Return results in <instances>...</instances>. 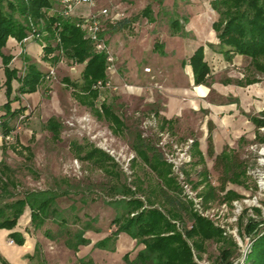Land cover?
<instances>
[{"label": "rangeland", "instance_id": "obj_1", "mask_svg": "<svg viewBox=\"0 0 264 264\" xmlns=\"http://www.w3.org/2000/svg\"><path fill=\"white\" fill-rule=\"evenodd\" d=\"M132 1L95 0L92 5L83 3L77 6L73 12V17L83 14L87 18L91 12H99L104 6L111 8L119 6V10L125 14L123 18L133 19L129 27L114 32L107 30L103 36L113 56V62L110 63L111 69L107 71L112 87L101 89L98 105L102 101L111 105L123 119L125 124L123 132L115 133L110 122L99 117L89 105L81 104L75 98L72 87L64 79L69 77L72 81L81 80L84 64H76L65 58L52 65L56 70V75L51 78L52 81H46L47 87H44L42 91L41 101L27 111L30 115L23 114L13 122L15 130L5 140L8 148L5 162L13 169L12 175L17 182V188L12 187L11 189L16 196L22 195L27 190L53 189L56 192H66L57 199L55 206L59 213L49 217L43 226L34 228L33 231L35 235L41 236L40 238L44 236V240L49 241L48 245L40 244V246L52 252L57 259L61 257L63 260H56L59 264H71L74 261L72 250L67 249L65 244L66 228L76 231L82 228L87 221H91L93 226L102 230L115 227L112 220L117 214V209L108 203L116 198L111 191L112 186L127 183L133 189L139 185L149 189L150 186L155 185V174L132 148L137 133H140L147 142L156 145L160 151H162L160 142L163 139L161 133L164 131L178 142L192 138L187 134H174L162 129L158 115H156L160 106L154 103L153 99L148 98L153 94L157 97V93L159 94L163 87V82L158 75L162 74V69L164 70L165 67L160 61H156V58L160 56L157 55L155 42L161 40L160 36L163 32H171V19L179 15V10L184 12L180 5L183 2L186 4V0H164L163 4L156 0H148L145 6L151 4L153 20L142 14L145 6L139 7L136 3L132 5ZM54 7L50 10L51 12L58 9V1ZM216 15L217 20L220 19L221 15L217 11ZM107 19L106 17L101 18L102 25L106 24ZM248 60L249 69L246 71H242L232 63L234 66L231 65L225 69H232L239 74L242 72L244 76L247 74L264 76V73L258 72L252 66L251 58L248 57ZM146 67L151 70L146 71ZM114 87L117 88L114 89ZM202 88L199 87L200 90ZM50 89L55 91L49 95ZM49 116L57 117L63 124L59 140H56L52 132L45 127ZM84 117L88 119L86 124L82 121ZM32 136L33 139H31ZM72 141H78L81 144L92 143L95 146L100 145L114 150L115 161L118 163L115 170L118 175L108 174L98 166L75 157L71 149ZM253 142L242 146L238 153L245 159L244 164L249 171L245 179L248 189L244 195L257 193L255 178L252 175L256 162L249 151V146ZM25 145H31L34 153L32 160L26 158L27 151L23 149ZM133 155L136 159L134 166L132 165ZM204 168L203 164H196L194 160L185 168V178L199 196L204 188V184H199L202 179L199 172H202ZM209 180L213 184L218 182L214 175L209 176ZM138 195L143 197L141 191H138ZM223 197L221 195L216 200L206 202L210 214L206 217L223 230L226 238L215 237L204 240L200 249L193 247L194 261L197 264H217L222 248L233 246L235 249L232 257L233 264H250L246 256L251 250L255 235L246 233L244 228L250 220H254L264 231V195L261 196L260 205L245 207L237 217L234 216L233 200H224ZM159 205L161 201L156 199V206ZM193 206L197 211L194 202ZM185 221L191 224L187 216ZM177 223L179 228L183 226L182 222L177 221ZM232 239L238 245L227 243ZM189 242L191 244V241ZM17 245L21 244L16 242L15 246ZM130 245V248L120 249L119 252L123 254L128 250L130 259H134L144 245L138 243ZM38 257L39 264H46L43 260L44 255ZM111 264L122 263L116 255L115 259L111 260Z\"/></svg>", "mask_w": 264, "mask_h": 264}, {"label": "trees", "instance_id": "obj_2", "mask_svg": "<svg viewBox=\"0 0 264 264\" xmlns=\"http://www.w3.org/2000/svg\"><path fill=\"white\" fill-rule=\"evenodd\" d=\"M57 1L0 0V57L5 69L8 95V101L4 105L5 114L0 117V133L4 139L15 130L12 122L26 110L25 106L12 109L11 103L21 100L19 95L12 97L13 79H18L20 82L18 94L31 93L38 89L47 74L36 63H30L25 74L19 76L18 69L11 68L9 65L12 55L5 54L3 51L9 37L22 42L34 26L47 31L43 40L46 44L44 61L54 65L67 58L72 62L84 64L81 80L72 81L69 77L64 79L74 89L78 101L89 105L99 117L110 122L115 133L119 134L124 130L123 119L111 105L104 103L103 111L95 108V100L100 90L95 89L93 85L99 80L107 79L108 54L105 51L96 50L92 41L86 36L85 29L77 25L79 16L65 18L58 12L50 11L55 8ZM156 1L161 4L163 2V0ZM211 5L221 15L220 19L214 22L219 38V51L229 61L236 54L248 56L255 70L264 73V0H213ZM142 14L149 19H154L151 4L142 10ZM132 21L133 19L127 17L114 21L108 18L106 24L102 26L101 36L103 37L107 30L111 32L123 30L129 27ZM170 26L173 32L181 31L183 27L177 17L171 19ZM58 38L60 42L57 41ZM210 46L215 47L213 44ZM161 47L156 42L155 48H160L164 53L163 45ZM189 63L195 83H206L210 67L204 60L203 46L194 52ZM253 119L258 125H264V119ZM45 127L52 132L56 140L60 139L63 124L58 118L48 119ZM132 148L155 174L156 183L149 189H145L142 185L133 189L127 183L112 186L111 191L116 198L108 203L117 209V214L112 220L116 229L96 245L114 250L118 234L125 232L136 239L138 244L144 245L134 259H130L128 253L124 255L127 264H197L194 261L192 248H202L204 240L215 237L226 238L223 230L215 226L212 220L194 210L193 202L184 194L172 164L165 159L163 152L156 145L147 142L140 133H137ZM23 149L27 151L26 158L32 160L34 153L31 146H24ZM71 149L75 157L98 166L108 174L118 175L115 170L118 163L103 149L92 143L81 144L78 141L71 142ZM209 151L213 154L211 145ZM221 159V156L216 158V167H219ZM135 162L136 159L132 162L133 166ZM232 165H236V162ZM12 172L13 169L5 161L0 163V228L14 229L26 208L31 210V221L36 228L43 226L49 217L59 213L55 205L58 197L66 192H56L53 189L27 190L22 195L16 196L11 189L17 188ZM217 180L218 183L213 184L209 180L208 173L204 171L199 184H204L200 195L205 202L216 200L221 195L224 196V200L229 201L242 197L226 189L227 182L231 181L227 172L222 171L218 174ZM138 191L142 192L143 197L138 195ZM156 199H160L161 205L156 206ZM186 216L191 220L190 225L185 221ZM177 221L182 222L181 228ZM89 229H92L91 221H87L76 231L66 228L65 244L74 251H78L81 245L89 243V239L84 236ZM244 229L246 233L255 235L251 250L246 256L247 262L264 264V231L254 220H250ZM10 236L15 242L24 243L23 236L16 231L11 232ZM232 241L233 239L227 243L238 245L236 241ZM234 252L233 246H224L217 264H233ZM78 260L80 264H98L91 256L81 257ZM0 264L10 263L0 254Z\"/></svg>", "mask_w": 264, "mask_h": 264}, {"label": "crops", "instance_id": "obj_3", "mask_svg": "<svg viewBox=\"0 0 264 264\" xmlns=\"http://www.w3.org/2000/svg\"><path fill=\"white\" fill-rule=\"evenodd\" d=\"M147 1L133 0L132 5L136 3L139 7H144ZM212 1L186 0V4L183 2L180 6L184 12L179 10V15L175 16L183 25L181 31L173 32L170 29L171 32H163L160 36L161 40L156 41L160 48L163 45L164 51L162 53L160 48H156L157 55L163 59L161 60L158 56L156 61H160L165 67L164 70L162 69V76L158 75L163 82V87L159 94L157 93V97L153 94L148 98L153 99L154 103L160 106L156 115L163 129L174 134H187L195 140L192 146L193 160L196 164L201 163L205 167L202 172H199L201 177L203 178L204 171L209 176L214 175L215 178L225 171L231 178V181L226 184V189L243 196L248 189L245 179L249 171L245 167V159L238 153L245 144L264 141V130H262L264 125H258L253 119H264V76H251L250 74L244 76L242 72L240 76L232 69H225L235 64L237 68L246 71L249 69V60L248 56L236 54L229 61L219 51L218 33L214 28L217 15L211 5ZM200 46L204 47V60L210 67V73L206 83L196 84L189 62L190 57ZM3 51L5 54L12 55L9 65L11 68L18 69L19 76L25 74L30 63H36L45 73L53 67L50 62L43 60L44 47L38 40L19 42L16 38L9 37ZM250 80L253 81L250 82ZM5 81V69L0 57V117L5 114L4 105L8 101ZM46 81H52V79L45 78L34 92L18 94L20 82L18 79H13L12 97L19 95L21 100L13 101L12 109L25 106L24 115H30L27 111L41 101L42 91L44 87H47ZM199 87L203 88L200 90ZM49 91L50 95L55 90L50 89ZM72 92H75L73 88ZM100 97L101 91L95 100V105L97 109L103 111L102 105L105 102L102 101L98 105ZM52 117L55 116H49L48 119ZM5 140L0 133V163L5 161L8 149ZM210 145L213 154H210ZM218 156L222 159L219 167H216ZM233 162H236V165L233 166ZM32 225L33 229H31ZM34 228L37 229L31 221V210L26 208L14 229L0 228V254L10 264H39L40 262L37 261L39 255H44L43 260L46 264H59L56 260L63 259L61 257L57 259L52 252L41 248L40 244L48 245L49 241L44 240V236L40 238L41 236L35 235ZM115 229L116 226L102 230L92 224V229L87 230L84 235L89 239L88 244L81 245L78 251L66 245L67 249H71L73 253L74 261L71 264H80L78 259L85 256L93 257L98 264H111V260L115 259L116 255L122 264H127L124 255L129 254L128 250L123 254L119 251L130 248L131 243H137V240L129 234L125 232L118 234L114 250L100 248L96 245ZM14 231L23 236V244L15 246L16 242L9 243L12 238L10 233Z\"/></svg>", "mask_w": 264, "mask_h": 264}, {"label": "built area", "instance_id": "obj_4", "mask_svg": "<svg viewBox=\"0 0 264 264\" xmlns=\"http://www.w3.org/2000/svg\"><path fill=\"white\" fill-rule=\"evenodd\" d=\"M83 3H90L92 5L95 3V0H58L59 7L54 11L60 13L65 18H70L73 16L75 8ZM124 16L125 14L124 12L119 10V6H115L113 8H111L110 6H104L99 10V12H91L89 17L87 18H85L83 14L79 15L80 20L77 21V25L85 29L86 36L92 41L96 50L105 51L108 54L107 71L111 69L110 63L113 62V56L109 52L104 38L101 36L103 26L101 18L106 17L114 21L119 20ZM46 35L47 31L45 29H39L38 27L34 26L32 31L23 39L22 42H27L29 40H38L42 43V46L45 47L46 44L43 40ZM57 41L60 42V38H58ZM145 70L150 71L151 68L146 67ZM55 75L56 70L54 67H51L48 70L45 78H54ZM93 87L101 91V89L103 88L112 87V84L109 80V77L107 76V79L105 81L99 80L93 85ZM116 88L117 87H114V89ZM82 121L84 124H86L88 121L87 117H84ZM262 130H264V127H262ZM10 135H8L6 138H9ZM161 136L163 137V139L161 140L160 145L162 147L164 157L168 162L172 164L174 174L180 181L184 193L189 199L194 202L196 210L200 214L204 216L210 215L209 209L206 207L204 198L202 196H199L198 192L194 191L192 185L189 184V182L185 178V168L193 160L192 146L195 140L193 138H188L183 142H178L177 140L175 141L174 138L169 137V134L165 131L161 133ZM169 143L171 148L170 146H168ZM97 147L108 152L114 159L116 158L114 150H110L100 145H97ZM249 151L253 155V158L256 162V166L252 170V175L255 178L257 193L252 195H244L243 197L234 199L232 201L234 216L236 217L242 212L245 207L250 205H260L261 196L264 195V141H256L251 143L249 146ZM132 157L134 159L135 156L133 155ZM130 160L131 158L128 160V163L130 162ZM14 242L15 240L13 238L9 240V243L11 244H13Z\"/></svg>", "mask_w": 264, "mask_h": 264}]
</instances>
